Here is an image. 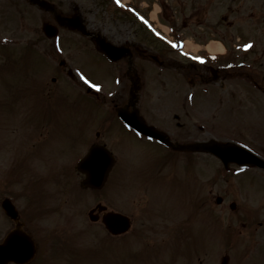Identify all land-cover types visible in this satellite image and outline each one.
Listing matches in <instances>:
<instances>
[{
    "label": "rangeland",
    "instance_id": "1",
    "mask_svg": "<svg viewBox=\"0 0 264 264\" xmlns=\"http://www.w3.org/2000/svg\"><path fill=\"white\" fill-rule=\"evenodd\" d=\"M123 1L137 7L143 6L141 7L142 13L146 17L152 11L153 4L159 6L160 3H164L163 13L169 22L162 20V24L167 27L172 25L173 31H177L178 34L184 33L180 38L185 37L187 40H191L189 35L194 36L195 40L191 41L195 44L205 43L211 39L207 28H204V31H202L203 27H200L199 29H186L183 32L181 23L184 22L191 28V22L186 20V17L196 9L199 10L202 16L200 22H204L208 17L207 20L211 23L221 22L226 16H229V19L237 16L234 11L228 14L226 12L227 7L239 10L240 16H245L247 11L251 9L256 14H264V0H235L234 2L232 0H211L209 6L206 5L207 0H160L161 2L159 0H121V5L118 6L122 9L126 7L122 4ZM76 3L80 4L84 11L88 26L95 27V29L101 28V33L113 44L133 42L140 49H145L147 54L155 55L162 63L165 62V64L159 66L151 60L134 56L132 67L139 74H142V81L145 85L143 103H147V105L155 103L156 108L163 116V120H169L171 124H173V113L178 114V122L185 125V127L183 125L179 128L176 127L179 134L194 137L196 141L211 138L221 142L233 140L237 143L248 144L257 153L262 152L264 154V96L262 94L250 92L247 95L248 100L243 99L241 101L239 95L236 94V74H230L222 82L223 87L227 88L224 96L225 104L221 101L215 107L214 98L217 100V96L201 97V93H199L195 96L194 107L184 106L181 110L180 102L182 98L180 99L179 95L170 90V87L185 88L189 85L188 79L196 78L192 75L187 76L182 81H177V78L173 79L175 74L178 73L174 71L171 62L176 61L174 63L180 65L187 62L184 61L185 58L182 60L183 58H179L177 53L176 55L169 53L161 56L154 46L140 42L135 37L139 25H135L131 20L130 24L129 20L120 19V16L115 15L119 14L118 10L115 9V12V10L110 9L107 14H103V9L98 0H76ZM159 8L161 12L163 10L162 6H159ZM167 8L171 12L167 11ZM173 12H175L174 19L171 17ZM26 15L28 17L23 21L24 24L20 28L17 27L16 18L0 25V36L4 40L10 38L19 40V46L14 48L15 51L18 50L19 57L14 55L13 58L18 59L21 65L24 63L25 68L17 69L15 74H41V76H45L44 80L50 82L49 76L55 74V67L58 69V61L64 59L66 64L75 66V68L71 67L73 71L74 69H80L82 74L91 81L105 83H103L105 93H100L101 97L94 98V96L85 94V86L81 91L82 93H80L73 87L69 79H65L66 88H62L54 96L55 99L57 98V102L60 101L61 103V107L57 108L54 117L62 122L53 128L48 140L50 146L45 153L37 150L28 152L26 146L29 139L24 140L25 127L16 123L11 124V122L0 123V176L3 175V183L5 185L6 182L10 184L16 173L15 170H18V175L20 174L22 181L20 184L19 180L15 181L12 183L14 186L10 187L20 190L21 196L22 187L25 184L34 189L37 208L41 210L39 220H29V218L27 220L29 212H25L24 207L28 203L25 204L26 200L24 198L20 199V213L26 221V231L31 235H36L35 238L41 244L45 243L49 246L53 252L56 251L60 254V250L63 252V247L67 249V252L74 249L73 251L79 253L80 256L79 262L76 261L75 264H198L197 259L193 261L190 258L191 251L189 248L192 246L190 239L183 237L181 234L173 240L164 239L162 236L165 235L149 229L147 238L132 234L126 238L122 237L123 240H121L122 238L112 240L104 232L100 222L93 223L89 221L87 217L88 209L93 208L95 203L100 200L110 208H112L110 201L120 204L119 207L124 210L128 205L127 210L132 211L135 215V228L140 230L142 225H145V219L142 218L141 208L138 205L140 199L144 198L140 196V192L148 193L152 186L144 175L146 159L141 153L145 149L142 143L129 142L126 137L118 141L116 137H111L109 134L107 136L101 134L98 143L105 144L115 154L120 166H118V163L117 170L113 172L109 182L100 191L81 190L79 183L82 177H78L77 181V173L74 174L72 171L74 160L82 157L87 148L84 143L91 145L96 143L97 139L94 138L93 132L102 129L101 123H98V126H92L96 118L99 121L102 118L100 115L103 114V111H108L109 107L113 106V101L117 100H112L111 97L108 98L106 93L108 88L112 86L108 71H113L114 68L118 69V67L122 71H126L127 64L121 61L113 68V65L106 59L90 50V44L86 40L84 42L89 46L84 48L80 46L78 48L79 53L74 48L65 50L61 55L51 51V58H49L51 60H44V57H48L49 54L45 51L47 46L43 42L35 43L36 46H33L34 43L32 42L31 46H28L33 39L44 38V36L39 24H36L28 14ZM218 17L219 19L216 20ZM256 23H258L256 27L259 26L260 22L257 21ZM261 26L262 24L259 27ZM150 28L152 30L151 26ZM245 30L244 39H254L253 32L248 29ZM171 32L170 28V36H172ZM235 35L237 37L241 36L238 32ZM69 36L72 35L68 33L67 37L69 38ZM157 36L159 37V35ZM30 48L36 51L35 54L29 53ZM221 51L224 52L223 48ZM26 54H29L28 58L23 59L22 57ZM37 54L41 55L42 58ZM36 56L38 57L36 58ZM167 57L170 58L168 61H166ZM67 59L70 62L72 60L74 64H69ZM177 71L182 72L180 68ZM182 74L189 73L182 72ZM80 80V77L77 76V81ZM60 81L62 80L59 78L56 83H52V87L63 86L59 83ZM215 85L209 84V86ZM156 88L160 89L155 92ZM9 89L11 91V88ZM239 102L243 104L242 108L237 105ZM187 109H190L189 118L184 114V110ZM217 110H219L218 118L213 121L211 117L217 113ZM6 117L13 119L15 116ZM87 126L89 127L86 128ZM45 128L50 129V127ZM111 128L113 127L111 126ZM114 130L116 131V128ZM78 133L87 134L89 138L87 142L79 143ZM62 136L66 137L61 139ZM254 136L257 140L252 144L250 141ZM30 142H32V139ZM21 143L22 148L20 151ZM148 150L153 151L149 148ZM137 161L140 162V167H136ZM194 162L195 176L199 179V182L204 184L203 176L207 172L212 178L213 202L208 233L210 234L208 264H220V260L224 255L229 257V264H264V177L250 172L248 175H255L253 180L248 184H243L246 179L239 180L240 175H233L230 172L227 174L228 182L224 183L219 174L222 166L214 157L198 155ZM180 164H183V160H180ZM148 166L149 163L146 165L147 169H149ZM216 194L222 198L226 197L225 203H235V208L230 211L228 206L224 209L223 204H215ZM174 199L175 201H173L178 204L179 211L186 213L187 198L185 190L179 189ZM34 207L32 204L30 205L33 212ZM247 208H249V211L254 212V214H250L252 222L246 220L245 209ZM242 224H245V226H242ZM37 225H39V228ZM257 230V235H254ZM122 241H126L125 244L121 243ZM174 241L177 242L179 249L169 247L173 245L171 242L174 243ZM112 242H116V244H111ZM167 247L173 249L174 261H172L171 256L169 258L165 257L171 255V252L166 249ZM50 264H66V261L62 257L52 258Z\"/></svg>",
    "mask_w": 264,
    "mask_h": 264
},
{
    "label": "flooded vegetation",
    "instance_id": "2",
    "mask_svg": "<svg viewBox=\"0 0 264 264\" xmlns=\"http://www.w3.org/2000/svg\"><path fill=\"white\" fill-rule=\"evenodd\" d=\"M98 1L103 9V14H107L111 9L112 0ZM26 14L32 17L36 24H39L42 35L44 36V38L33 39L28 46L30 47L32 42L34 43L33 46L37 45L35 43L43 42L45 46H47L45 51L49 54L48 57H44V60H51L49 59L51 58V51H54L57 55H61L69 48H74L77 51L80 46H84L85 39L91 42V38L83 36L77 29L78 26L81 24L83 25L85 22H87L86 26L92 29L91 31H93V34H102L101 28L95 29V27L88 26L84 11L80 4L76 3V0H0V25L6 24L10 22L11 19L16 18L17 27L20 28L21 25L24 24L23 21L28 17ZM234 14L237 15L235 19L226 17L223 18L219 24L223 28V37H227V32L232 30L234 25L236 26V32L241 34L239 37V54L237 55L239 61L237 75L239 81V94L243 93L248 87L264 92V86L260 85L259 82L260 74H264V70L256 71L252 68L254 62L264 60V32L262 33V29L264 28L255 32L257 28L256 24H258L256 23L257 21L264 25V14H256L252 9L247 11L245 16H240L239 10H234ZM249 22L251 23L249 24ZM45 26L51 27L48 32L55 31L57 34L53 37H49L43 31V27ZM215 29V27H211L213 32ZM245 29L253 32L255 40L244 39ZM68 33L72 35L69 36V38L67 37ZM261 36H263V39ZM106 39L110 41L108 38ZM249 44L252 45L250 48L245 47ZM16 46H19L18 39L10 38L4 40V38L0 36V106L3 107H0V123L11 122V124L16 123L19 126L25 127L24 140L29 139L26 146L28 152L37 150L45 153L50 146V141L48 140L50 139L53 128L62 122L54 117L57 108H59V106L61 107L60 101L57 102V98L55 99L54 96L60 92L62 88H65L63 76L65 75L71 78L80 90H82V87H80L79 83L74 79L73 73L70 71L71 66L61 59L58 61V69L55 68V74L49 76V81L51 83L44 80L45 76H41V74H15L17 69L25 68L24 63L21 65L18 59L13 58L14 55L19 57L18 50H14ZM126 46L131 48L132 57L133 55H135V57H146L145 53L134 48L133 44H128ZM8 47L11 48L7 50L6 48ZM35 52L36 51L30 48V54H35ZM79 52L78 50V53ZM28 55L29 54H26L22 58L26 59ZM37 55L41 57V55ZM38 56H36V58ZM61 61L63 63H61ZM121 61L129 64V59ZM190 65L191 66L184 68L181 66L182 71L194 68L192 64ZM177 67L180 66L177 65L176 68ZM141 75L142 74H137L136 70L132 69L131 66H128L126 71H122L119 74H109L113 84H116V87L113 86L110 90L114 92L115 99L117 100L114 99L113 106H110L108 111H103V113H105L102 115L101 120H95L92 126H98V123L102 125L101 130H95L93 132L94 138L97 139L96 142L99 141L98 138L103 133L106 136L109 134L111 137H116L118 141L126 137L129 142L137 141L144 145L146 150L144 149L145 151L143 150L141 152L146 159L144 163V175L152 186L148 193L140 192V196L144 198L140 199L138 205L141 208V216L145 219V225L143 224L140 230L135 228V215H133L132 211L127 210L128 205H126L124 210L119 207L121 206L120 204H115L113 201H110L112 208L102 203L100 200L97 201L94 207L101 204L106 207V210L100 213H93V215L101 218L106 212H112L121 214L129 219L130 228L124 234L110 235L103 229L112 240L122 237L126 238L132 234L147 238L149 229L165 235L162 236L164 239L173 240L181 234L183 237H187L191 240L192 246L189 248L191 251L190 258H192L193 261L197 259L198 264H208V255H210V234L208 233L211 223L210 215L213 191L211 185L212 178L209 176L208 172L204 173V184H202L195 176L196 172L194 166V159L198 157V155L206 157V154L177 151L171 147H165L158 144L155 140H150L145 136L137 134L133 129L123 124L117 117L116 109L126 107L127 112L136 111L145 125L153 127L155 130L165 132L172 143L185 144L195 142L194 137L179 134L176 127L179 128L182 125L185 127V125L180 122H175L177 120L176 115H174V119H172L173 124H171L169 120H163V116L159 109L156 108L155 103H150L148 105L147 103H143V90L145 89V85ZM192 75L194 77L198 76L200 80H195L193 78L188 79L187 82L190 86L179 92L183 94L182 98L186 99L188 104L195 99V96L200 93V90L208 93L223 90V87L205 88L196 86L197 83H214V80L222 78V74H220L219 71L212 72L210 69H206L203 75L196 73L177 74V78L185 80L187 76ZM59 78L62 80L59 83L63 84V86L53 88L52 83H56ZM262 81L264 82V75ZM9 88H11V91ZM161 88L163 90L162 86ZM159 89L160 88H156L155 92ZM170 89L176 92L179 90L177 87H171ZM86 93H91L94 97L99 98L97 91L95 92L90 88L86 89ZM133 97L135 102L129 103V100ZM191 105H193V103H191ZM6 116L15 117L13 119H8ZM189 121L191 120L189 119ZM111 126L113 128H111ZM45 127H50V129H46ZM88 127L89 126L86 128ZM114 128H116V131ZM187 129L189 130V128ZM65 137L66 136H62L61 139ZM31 139L32 142H30ZM77 139L83 144L87 142L89 138L85 133H78ZM250 143L254 144V141ZM84 145L86 147L91 146V144L87 143H84ZM21 148L22 143L19 148L20 151ZM148 148L153 151L148 150ZM113 155L115 157V164L109 174L110 177L113 172L117 170L118 166H120L115 154ZM138 159H140V157H138ZM180 160H183V164H180ZM118 163L119 165L117 166ZM148 163L149 169L146 168ZM136 167H140L139 161H137ZM231 170L238 172L239 169L231 168ZM15 171L16 173L11 179L12 182L10 184L6 182L7 184L5 185L3 183V175L0 176V264H50L52 258L57 259L58 257L65 259L66 264H75L76 261L79 262V253L74 252V249L71 252H67V249L63 247V252L60 250V254L56 251L53 252L45 243L41 244V242L35 238L37 237L36 235H31L26 231V221L20 213V199L24 198L26 200L25 204L28 203V205L24 207V211L29 212L28 217H25L27 220L28 218L29 220H39L41 218V210L37 208L34 189L29 188L27 184H25L22 187L23 192L21 196L20 190L10 187L14 186L12 183L15 181L19 180V184L22 181L20 174L18 175V170ZM72 171L74 174L77 173L76 178L78 181V177H82L81 174L76 172L75 168L72 169ZM254 176L255 175H249L248 180L251 182ZM221 180L227 183L225 177ZM179 189L185 190V196L187 198L186 213L180 212L178 204L174 202V196ZM216 196L219 195L216 194ZM225 202L226 197H221V203L224 209H226L228 204ZM31 204L35 206L34 212L32 208H30ZM93 208L88 209L87 217L89 211ZM7 211H9L10 214H7ZM245 213L247 222H252L250 214H254V212L249 211V208H247L245 209ZM37 226L39 228V225ZM242 226H245V224H242ZM257 233L258 230L254 235ZM123 238L121 240H123ZM125 242L126 241H122L121 243L125 244ZM111 244H116V242H112ZM171 244L173 245L169 247L179 249L176 241H174V243L171 242ZM166 249L171 252V255L165 256V254L164 256L167 258L171 256L172 261H174L175 254L173 253V249L168 247Z\"/></svg>",
    "mask_w": 264,
    "mask_h": 264
},
{
    "label": "water",
    "instance_id": "3",
    "mask_svg": "<svg viewBox=\"0 0 264 264\" xmlns=\"http://www.w3.org/2000/svg\"><path fill=\"white\" fill-rule=\"evenodd\" d=\"M80 27L82 29V26ZM97 47L100 51L104 52L111 60H118L122 55L120 52L121 49L111 47L105 44L103 41L97 43ZM119 116L130 123L136 129H139L141 132L144 131L142 126L143 123L139 119L136 118L137 122L131 123L129 121V118H127L125 115L119 114ZM152 136L168 144L167 138L162 133H153ZM182 149L209 152L218 157L225 165L231 162H237L240 164V161L244 160L242 157H240V155L245 154V151L232 144H220L215 141H211L208 144L203 143L189 145L182 147ZM111 165L112 158L110 154L102 147H93L89 151L88 155L83 160H81L77 166V170L85 175V179L81 182V186L84 188L100 189L106 180ZM249 165L264 167V162L254 158L253 161L249 163ZM91 219L93 220V218ZM102 221L107 230L112 233L123 232L128 227L126 218L120 215H113L111 213H108L103 216ZM221 264H227V259L224 258Z\"/></svg>",
    "mask_w": 264,
    "mask_h": 264
},
{
    "label": "snow or ice",
    "instance_id": "4",
    "mask_svg": "<svg viewBox=\"0 0 264 264\" xmlns=\"http://www.w3.org/2000/svg\"><path fill=\"white\" fill-rule=\"evenodd\" d=\"M120 2H121V0H116V3H117V4H120ZM251 46H252V45L249 44V45H246L245 47H249V48H250ZM196 59H200L201 62H203V61H202V58H200V57H196ZM82 79H85V81H86L87 83H91L90 81H87V78H86V77H83V76H82ZM91 86L94 87V88L99 89V85L92 84ZM245 147H247V145H245Z\"/></svg>",
    "mask_w": 264,
    "mask_h": 264
},
{
    "label": "bare ground",
    "instance_id": "5",
    "mask_svg": "<svg viewBox=\"0 0 264 264\" xmlns=\"http://www.w3.org/2000/svg\"><path fill=\"white\" fill-rule=\"evenodd\" d=\"M156 11H157V9H156ZM187 45H188V48H190V49H192V50H194L195 51V48H193L192 46H191V44L190 43H187ZM212 48H214V47H211V50H213V51H220V49L219 48H214V49H212ZM210 49V48H209Z\"/></svg>",
    "mask_w": 264,
    "mask_h": 264
},
{
    "label": "trees",
    "instance_id": "6",
    "mask_svg": "<svg viewBox=\"0 0 264 264\" xmlns=\"http://www.w3.org/2000/svg\"><path fill=\"white\" fill-rule=\"evenodd\" d=\"M148 39H150V38L148 37Z\"/></svg>",
    "mask_w": 264,
    "mask_h": 264
}]
</instances>
